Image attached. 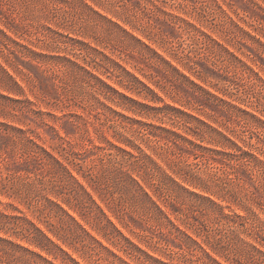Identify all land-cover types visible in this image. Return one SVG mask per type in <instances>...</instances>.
<instances>
[{"label": "rangeland", "instance_id": "374dc122", "mask_svg": "<svg viewBox=\"0 0 264 264\" xmlns=\"http://www.w3.org/2000/svg\"><path fill=\"white\" fill-rule=\"evenodd\" d=\"M123 70L152 92L125 89L141 86ZM87 72L170 110L101 92ZM29 140L136 248L75 185L58 193ZM46 198L106 249L60 228ZM12 208L52 224L78 264H264V0H0V211Z\"/></svg>", "mask_w": 264, "mask_h": 264}, {"label": "trees", "instance_id": "16d2710c", "mask_svg": "<svg viewBox=\"0 0 264 264\" xmlns=\"http://www.w3.org/2000/svg\"><path fill=\"white\" fill-rule=\"evenodd\" d=\"M123 72L130 77L133 81H135L137 84L141 86V88H133L129 85L124 84L125 89H129L130 91L133 90H147L148 92H152L143 82H141L137 77H135L133 74L128 72L127 70H123ZM87 74L95 79L97 83L99 84L100 88L102 89L101 92H112L114 95L122 98L123 100L127 101L129 104H132L133 106L138 107L139 109H151L158 113H163L166 110H170L169 108H150L146 106L145 104H141L137 101H135L132 98H129L128 96L118 93L116 90L105 84L100 79L94 77L92 74L87 72ZM122 83V82H120ZM105 108L112 112L113 114H116L117 116H121L119 113L115 112L109 107ZM133 111V110H131ZM131 120L130 118H128ZM137 124H142V122L135 121ZM154 127V126H153ZM156 127V126H155ZM159 129L162 131L160 134H150L151 136L158 138L159 140H163L166 144H172L174 147L178 146L177 143L182 144H188L193 147L201 148V146L194 144L192 141L188 140L186 137L182 136L181 134L171 131L169 129H165L163 127H159ZM20 131V130H19ZM31 142V140H29ZM126 140H124L125 142ZM32 143V142H31ZM128 143L129 142H125ZM33 144V148L30 150L29 158L30 160H33L39 165H44L47 163L50 165L53 177L55 181L60 186L59 189H57L58 193L61 194L63 188L68 189L70 193L71 191H74L73 186H70L69 183L72 185H75L77 188L83 191V193L87 196L89 202L91 205H93L100 213L101 215L106 219L107 225L111 226V229L113 232H115L121 239L125 240L127 246H132L136 248L128 239L124 238L123 235L120 233V231L114 226V224L107 218L105 213L97 206L95 201L92 199L90 194L87 192V190L79 183V181L71 174L67 166L57 157H55L52 153L45 150L41 146ZM114 148L118 149L121 152L129 154V152L113 146ZM217 154L218 153L215 152ZM227 154H224L226 156ZM45 157V158H43ZM25 167V168H24ZM19 170L25 169L26 165H23L22 167L18 168ZM132 182H134L140 189V184L133 178H131ZM63 186V187H62ZM54 187V186H52ZM57 192H54L55 197H59V194ZM145 196L148 197L147 193H144ZM47 202L56 208V211L48 210L46 215L51 218H56L59 222V227L70 231L71 227L79 230L81 233L86 235L90 238L91 242H94L103 247L97 239H95L93 236H91L85 228L82 226V224L76 219L75 216L69 213L68 210H66L61 203L57 201H53L49 198H46ZM62 202L68 204V200H63ZM69 205V204H68ZM157 207V206H156ZM90 208V207H88ZM12 210L17 211V214L9 215L2 211H0V231L5 233L6 235H9L10 237H15L16 240H10L8 238L0 237V256L3 257L0 260V264H78L68 253L64 250L61 244L57 243V241H63L62 237L59 236V232H56L55 229L53 230V225L46 223V230L41 228L36 222L28 219L24 214H22L17 208H12ZM157 210L162 213V211L157 207ZM60 215H62L60 217ZM80 217H83L82 214H79ZM66 218V219H64ZM53 227V228H52ZM106 235V234H104ZM106 237V236H104ZM108 239V238H107ZM62 243H65L64 241ZM136 252H139L142 254L143 252L140 249H137ZM145 254V253H144ZM128 255L130 257H134L138 259L139 256H136L134 252H128ZM146 259H150V256L145 254ZM59 261V262H57Z\"/></svg>", "mask_w": 264, "mask_h": 264}]
</instances>
